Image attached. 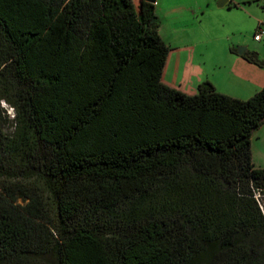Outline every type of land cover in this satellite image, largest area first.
Segmentation results:
<instances>
[{"label": "trees", "instance_id": "16d2710c", "mask_svg": "<svg viewBox=\"0 0 264 264\" xmlns=\"http://www.w3.org/2000/svg\"><path fill=\"white\" fill-rule=\"evenodd\" d=\"M159 29L145 0H0V264H264V87L165 85Z\"/></svg>", "mask_w": 264, "mask_h": 264}, {"label": "rangeland", "instance_id": "374dc122", "mask_svg": "<svg viewBox=\"0 0 264 264\" xmlns=\"http://www.w3.org/2000/svg\"><path fill=\"white\" fill-rule=\"evenodd\" d=\"M138 1L135 0L136 5ZM220 1L158 0L156 13L160 23V36L173 49L170 56H175L178 50H184L189 61L198 70L206 62V54L214 55L221 65L217 71H211L214 76L212 78L220 79L222 85L229 86L231 84L226 72H240L241 64L245 63L230 54L231 48L238 52L242 48L255 51L264 62V39L257 42L254 38L257 31H264V0H229L230 4L224 8L218 7ZM262 68L264 73V67ZM198 73L200 76L206 74V63L203 71ZM169 74H172L171 70L168 71ZM197 75L194 76L195 79L199 77ZM239 78L234 79L230 91L219 93L238 96L236 91L241 87ZM204 81L206 77L202 80ZM238 98L243 100L246 96ZM6 108L9 110V107ZM9 114L12 115V112ZM13 130L14 123L11 122L7 131L12 133ZM252 153L255 168L264 169V125L252 139Z\"/></svg>", "mask_w": 264, "mask_h": 264}, {"label": "crops", "instance_id": "0c3cea01", "mask_svg": "<svg viewBox=\"0 0 264 264\" xmlns=\"http://www.w3.org/2000/svg\"><path fill=\"white\" fill-rule=\"evenodd\" d=\"M229 4L230 3H228L227 6ZM185 49H188V48L185 47ZM247 51L255 52L249 49H247ZM230 54L245 62L243 65L241 64L240 72H237V73L231 72V71L226 72L228 74L226 76L229 79V83L231 85L234 83L235 78L240 77L239 83L241 87L238 91H236L238 92L237 93L238 96L234 94L233 97H236L237 99H239L238 98L239 96H246V98H244L243 100H247L251 98L252 96H254L257 92H259L264 87V73L262 70L263 68H260L256 65L248 63L246 60L242 58L241 55H239V53L234 54L233 52H231ZM205 63H206V74L204 75L202 74L201 76L197 75L198 72H199L198 74H200V72L203 71V69L205 68ZM193 64L194 63H192V61L191 62L189 61L187 52L184 50H178L175 56H170L169 54L166 67L164 70L162 82L165 85L171 88L177 89L187 95L197 94L199 85L207 81L212 83L218 92L219 91L221 92L230 91L231 85L229 86L222 85V83L220 82L221 81L220 79L216 78V80H214V78H212L214 76L211 74V71L212 72L217 71V68H220L219 66L221 65V62H218V60L215 59L214 55L206 54V62H204L202 66H199L198 70H196ZM169 70L172 71V74L168 75ZM195 75L199 77L195 79L194 77ZM205 77H206V81L202 82V80ZM222 77H225V75H223Z\"/></svg>", "mask_w": 264, "mask_h": 264}, {"label": "water", "instance_id": "95a60500", "mask_svg": "<svg viewBox=\"0 0 264 264\" xmlns=\"http://www.w3.org/2000/svg\"><path fill=\"white\" fill-rule=\"evenodd\" d=\"M145 1L148 2V3H151L153 5H156L157 2H158V0H145ZM228 3H229V0H221L219 2V4H218V7L219 8H224V7L227 6ZM246 51H247V48H242V49L239 50L238 53H239V55L242 56Z\"/></svg>", "mask_w": 264, "mask_h": 264}, {"label": "built area", "instance_id": "2783aa9c", "mask_svg": "<svg viewBox=\"0 0 264 264\" xmlns=\"http://www.w3.org/2000/svg\"><path fill=\"white\" fill-rule=\"evenodd\" d=\"M255 41L261 42L264 39V31L260 30L259 32L254 35Z\"/></svg>", "mask_w": 264, "mask_h": 264}, {"label": "clouds", "instance_id": "9594fccd", "mask_svg": "<svg viewBox=\"0 0 264 264\" xmlns=\"http://www.w3.org/2000/svg\"><path fill=\"white\" fill-rule=\"evenodd\" d=\"M0 105H4L3 101H0ZM5 107H8L7 105H4ZM13 110L9 108V112L11 113Z\"/></svg>", "mask_w": 264, "mask_h": 264}]
</instances>
